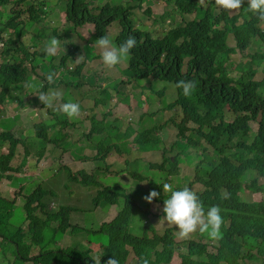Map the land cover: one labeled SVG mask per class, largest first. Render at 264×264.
Segmentation results:
<instances>
[{
    "label": "trees",
    "instance_id": "trees-1",
    "mask_svg": "<svg viewBox=\"0 0 264 264\" xmlns=\"http://www.w3.org/2000/svg\"><path fill=\"white\" fill-rule=\"evenodd\" d=\"M11 1L16 6L24 4L25 8L11 9L9 15L6 13L5 20L0 19V22L3 21L0 32L11 28V32L16 33L15 39L18 41L28 30V22L20 19L21 14L24 13L22 11L28 12L31 20L35 22L48 16L41 6L45 4V0H0V4L6 2L10 4ZM92 2V0H64L66 21L71 24V28L76 32L77 27L91 23L94 26L95 36L99 38L102 35H108L107 27L113 21H117L120 26L114 40L117 45L124 42L129 35H134L137 39V46L131 50V58L127 62V69L132 78L139 80L150 77L154 80L162 79L173 82L177 95L168 106L175 107L182 113L181 121L184 129L180 125L177 126L178 138L185 139L187 149L189 143L194 149L211 147L215 150L213 160H208L205 164L199 163L194 168V181L197 179L202 184V189L195 192L205 210L213 205H218L222 210L221 216L224 223L220 228V236L217 238L218 242L214 250L208 251L207 245L211 246L210 237L198 231L197 241L194 238L189 240L185 246V252L178 254L179 264H247V260L257 261L258 264L264 263V197L255 200L249 196L253 193L264 195V50L257 48L252 54H245V59L240 60L236 65L239 73L235 76L229 73L230 66L233 64L231 56L235 52H243L259 43L264 44V21H260L255 14L249 12L246 3L241 9L229 12L219 8L215 0H203V2L173 0L182 18L180 23L169 27L162 35L154 36L148 31L134 28L133 12L129 5L110 6L109 3H104L102 6H97ZM188 14H192L191 18L186 17ZM51 25L52 34L60 36L55 25L49 23V26ZM33 26L32 24L31 27ZM66 34L67 31L64 32V35ZM48 38L50 39L49 36ZM15 39H9V37L5 41L2 39L5 47L0 50L4 53L0 61L1 104L7 100L10 90L18 88L28 75V68L23 62L25 59L16 52L24 50L25 56L33 62L30 58L31 53L26 51L24 45L13 47ZM230 41H234V45H231ZM8 55L10 60L4 61L3 59ZM66 56L62 55L56 65L41 66L46 74L57 70L55 72L56 82L44 85L42 87L44 92L63 76L64 69L59 70V68L65 65ZM84 65L82 62L73 71L66 70L72 74H80ZM258 72L262 73L261 78L254 77ZM180 79L196 81L197 87L193 95L185 97L182 89L175 87ZM22 94L12 95L23 103ZM165 107L167 106L164 105L163 108ZM159 108L157 106L156 110L151 113L147 110L142 113L141 117L154 115ZM38 117L39 115L32 118L37 121ZM90 119L91 126L88 132L83 131L86 138L106 130L103 129L104 117L99 118L92 114ZM76 120L80 126L83 125L84 119L81 116ZM139 121L142 120H137V123ZM250 121L257 123V129L253 134H251ZM167 122L165 121L164 125ZM187 123L190 125H186ZM36 124L40 125V122L37 121ZM159 127L160 125L155 129ZM150 129L153 128L149 127L142 133H137L133 140L128 141V144L124 141L120 147L127 145L129 149L135 148L134 141L136 144L144 145L145 140L141 137L150 133ZM124 133L128 140L132 131L124 129ZM111 136L107 133L96 144L97 149L94 154V150L91 149L93 155L85 154L87 159L100 161L106 167L102 168L101 164H98L91 174L80 169L72 174L73 178L79 175L83 177L80 179L83 185L94 184L98 183L97 174L111 173L115 170L114 161H109V157L112 153L117 155L121 149L117 147L118 142L108 140ZM201 140L204 141L203 144ZM5 141H8L10 147L7 153L0 154V178L7 176L8 180H11L8 174L10 170L15 168L18 171L28 161L25 157L17 164L14 163L15 167L9 165L15 145L25 144V139L16 137L12 130L3 129L0 131V145H3ZM50 142L54 146L58 145V142L53 140H46V145ZM178 143H174L173 146ZM46 145L42 147V145L36 144L35 146L34 144L29 147L24 146V149L31 156L36 154L39 160L44 156ZM173 146L169 148V151L174 149ZM167 150L168 148L165 147L162 151L163 160L161 162L151 164L157 172H166L161 180L156 177L151 178L152 182L157 184L155 191L160 193V196L154 200L159 201L161 208L163 200L170 196V193L163 191V184H169V177L178 173L177 165L181 161L180 157L175 154L167 156ZM123 162L126 167L130 164L126 159ZM197 172L202 175H198ZM128 174L133 178L139 177L141 180L144 178L137 171L131 170ZM243 184L247 193L241 191ZM40 186L30 193L24 204L26 218L30 219L28 226L16 228L14 238H10L8 232L11 229L9 228V220L12 217L10 208L14 199H7L0 194V243H4L5 240L11 242L13 246L10 254L11 264H24L25 262H31V264H94L95 259L89 256L90 249L78 246L63 248L57 245L58 241L51 242L49 237L41 235L42 226L50 219L57 221L58 225L54 232H60L58 238L68 228L74 229L68 222L67 216L72 208L64 206L58 213L47 212L48 205L41 201L42 195L46 192ZM181 188L177 186L173 187V190ZM97 192L96 198L102 203L119 207L110 222L101 223L99 228L93 231L102 248L101 264L112 256L119 260L120 264H129L126 262L129 252L136 254L137 264H140L142 257L147 258L149 264H171L174 236L169 234L168 229L161 232L156 229L159 220L152 214L160 213L158 206L156 212H152L149 206L145 209L138 206L130 195L122 194L123 200H120L119 193L109 192L102 186ZM225 192L229 194L228 199L221 198ZM29 203L33 208L29 206ZM94 206L96 207L97 203ZM34 208L44 211L45 220L39 219L33 213ZM62 216L63 219L58 221ZM77 228L78 230L84 229L79 226ZM28 234L30 235L29 241L25 239ZM204 240L207 241V245ZM35 245L39 247V251L37 254L30 255L29 251Z\"/></svg>",
    "mask_w": 264,
    "mask_h": 264
},
{
    "label": "rangeland",
    "instance_id": "rangeland-1",
    "mask_svg": "<svg viewBox=\"0 0 264 264\" xmlns=\"http://www.w3.org/2000/svg\"><path fill=\"white\" fill-rule=\"evenodd\" d=\"M92 1V3H95L97 6H102L104 3H109L110 6L116 4H122L124 6L129 5L133 12L132 19L134 28L148 31L154 36H158L159 34L162 35L169 27L179 24L182 19L173 0ZM0 5V19L2 20H5L4 18L7 16L6 13L8 15L11 14L9 12L11 9L25 8L24 4L16 6L12 1L10 4L6 2ZM41 6H43L48 17L43 18L39 22L32 21L28 12L25 10L22 11L24 13L21 14L20 19L28 22V30L23 33L18 41L15 39L17 37L16 33L11 32V28L4 29L0 32V37L4 39V41L8 37L9 39H15L13 47H21V45H24L26 51L29 54L31 53L30 58L33 60L32 62L25 56L24 50H18L16 52L17 55L25 59L23 62L28 68V75L26 80L23 81L18 88L14 90H12V88L10 90L7 100L2 104L0 103V131L3 129L12 130L16 137L25 139V144L15 145L14 154L10 158L9 165L15 167V164L25 157L26 160H28L21 166L20 170L17 171L15 168L10 170L8 174H10L9 178L11 180H9V182L5 180L0 181V194L7 199H14V203L10 208L12 217L9 220V228L11 227L8 231L10 234L9 237L14 238L16 236V234H14L16 228L21 226L26 228L28 226L30 219L26 218L24 204L26 200H28L30 193L41 184V189L46 192L42 195L41 201L48 205L47 212L53 214L58 213L61 211V207L70 206L72 209L71 212L67 214L68 222L74 229L68 228L64 234L58 238L60 232H54L55 227L58 225L57 221L50 219L42 226L41 235L49 237L51 242L58 241L57 245L63 248L69 246L86 247L90 249L89 256L94 259L101 256V244L96 240V233L93 231L98 229L101 223L110 222L119 210V207L116 205L105 202H103L105 204L103 205L102 201L96 198L97 191H99L102 186V188H105L109 192L119 193L121 195L120 200H123V195H130V197L136 201L137 205L143 209L149 206L152 212H156L158 206V211L160 210V213L157 215L152 214L159 220L156 229L159 232L168 229L169 234L174 236V249L171 263L179 264L180 258L178 254L185 252V246L189 240L194 238L195 241H197L198 231L192 234L188 239H180L178 237V230L163 219L164 214L159 201L153 199L152 203H147L142 199L150 190H155L157 187V184L152 182V177H156L158 180L165 177L166 172H157L156 169L152 168L151 164L163 160L162 151L167 147V156L175 154L179 156L181 160L177 165L178 173H174L169 177V184L174 188L187 185L190 189L196 191L202 189V184H200L197 179L194 181V168L199 163L205 164L208 160H213L215 150L211 147L194 149L189 143L187 149L185 147V139L178 138L176 134L178 130L177 126L180 125V127L184 129L183 122L181 121L182 113H180L179 109L168 106L170 102L174 101L177 95L174 90L173 82L162 79L154 80L150 77L139 80L132 78L127 69L128 60L114 68L106 67L101 59V49L94 43L98 38L95 36L93 24L86 23L79 26L76 28L75 32V30L71 28V24L66 21L64 0H45V4L43 3ZM191 15L192 14H188L186 17L191 18ZM2 22H0V28L2 27ZM49 23L55 25L54 27L60 36H54V34H52V25L49 26ZM32 24L34 25L33 27H31ZM119 30V23L113 21L107 27L106 32L110 38L115 40V36ZM65 31H67L66 35H64ZM48 36L50 38L56 37L59 40V48L56 54L52 56H48L45 53V46L50 40ZM2 39H0V45L3 46L0 47V50L5 47ZM230 44L234 45V41H230ZM257 48L264 50V44L259 43L257 45H252L243 52H235L231 56L233 64L230 66V75H237L239 73L236 68L238 62L245 59V54H252ZM3 55L4 53L0 52V61ZM62 55H67L65 58V65L61 67V70L64 69L63 76L58 78L57 83L49 87L45 92L58 90L63 96L61 102H78L81 106V113L79 116L84 118L82 125L83 129L79 125L77 129H81L80 131L69 132V139L71 141L67 143V147L64 149L61 147L57 150H52V145L48 144L43 158L37 160L38 156L36 154L32 156L28 154L24 146L29 147V145L34 144L35 146L36 144L38 146L42 145V147L45 146L46 140H50L57 135L60 136L59 130H64L63 128L69 126L72 121V119H68L67 116H60L58 113L51 114V117L47 116V109L49 107L45 105L44 108H40L41 105H35L33 103L27 106V99H31L34 94H39L40 91H43L42 87L44 85H49L46 81V71L43 67L41 69V66L58 64ZM7 59L10 60L9 55L3 60L5 61ZM82 62H84L85 66L80 74H72L69 72L73 71L74 68ZM34 66L36 67L35 71ZM56 71H54V73ZM59 72L62 73V71ZM261 77V72L255 75V78ZM122 79L124 80L121 81ZM55 82L56 79L54 78V83ZM26 85L31 86L29 87ZM21 93H23V103L16 100L12 95ZM112 102L116 104L113 105ZM59 103L60 102L54 106L59 107ZM119 103L124 104V106H121V104L119 105ZM112 105L113 109L111 107ZM164 105L167 106L165 109L163 108ZM157 106L160 108L156 114L151 116L145 115L144 118L141 117L142 112L148 110L147 112L151 113L156 110ZM32 108L34 110L31 111ZM36 108L40 109L37 111ZM108 110L110 112H108ZM50 111L52 112V110ZM36 112V116L39 115L37 121H41L40 125H35V119L32 118L35 116ZM92 114H94L95 117H104L103 129H106L104 131L112 135L108 140L111 139V141L118 142L116 143L118 144L117 147L122 146L124 141L128 144V141L133 140V137H136L137 133H142L146 128L150 127L153 129H150V133L141 137L142 140H145L144 145L141 143L136 144L134 141L133 146L135 148L129 149L126 145V147H120L121 150L117 155L112 153L109 157V161H114L115 170L111 173L105 172L97 174V185L96 183L83 185L80 182V179L83 177L78 175L76 178H73L72 174L80 169L91 174L94 172L96 165L101 164L100 161L78 157L84 156L85 154L93 155L96 151L94 150L92 154V150L80 149V147H82V142L84 145H87L90 144V141L98 142L100 138L104 137V132L96 134L92 138H86L85 133L83 134V131L86 130L87 132L91 126L90 116ZM137 120L142 121L137 123ZM165 121L168 122L164 125ZM175 122H177V125H175ZM74 123L80 124L77 120H75ZM51 124H54L56 129H50ZM158 125H160L159 129H155ZM186 125L190 124L187 123ZM250 127L251 134H253L257 129V123L250 121ZM70 129H74V127H70ZM124 129H130V131H132L128 140L126 139ZM186 133H188V131ZM44 136L46 138H44ZM174 143L178 144L173 146ZM201 143L203 144L204 141L201 140ZM172 146L174 149L169 151V148ZM9 147L8 141H5L3 145H0V154L7 153ZM185 149L187 150L185 151ZM31 153H33V151ZM111 156H114L116 159ZM125 159L130 162L127 167L123 162ZM133 161H136V163H133ZM166 166H168L167 163ZM101 167L105 168L106 165L101 164ZM131 170L137 171L140 175H143L144 178L141 180L139 177L133 178L129 176L128 171ZM53 171L55 172L54 174ZM148 172L154 174H149ZM156 173L157 175H155ZM197 173L200 176L202 175L199 172ZM145 181H147V183H144ZM244 184L241 191H243L242 193H247ZM6 186L13 187L12 189H7ZM249 196L251 199L255 200L264 197L261 193H253V195L250 194ZM95 203H97L96 207L94 206ZM29 206L33 208L30 203ZM33 213L41 220H45L46 218V214L40 208H34ZM62 219L63 216L58 219V221ZM73 225L76 226L74 227ZM77 226L84 229L78 230L79 228H77ZM25 239L29 241L30 235L28 234ZM217 242V239H213L210 242L211 246H207V250H214ZM12 249L13 246L11 242L5 240L4 243H0V264H11L12 257L10 254ZM38 251L39 247L35 245L32 246L29 253L30 255H34L37 254ZM137 260L136 254L132 252H129L126 256V262L129 264H137ZM246 263L258 264L257 261L253 260H247ZM24 264H31V262H25Z\"/></svg>",
    "mask_w": 264,
    "mask_h": 264
},
{
    "label": "clouds",
    "instance_id": "clouds-1",
    "mask_svg": "<svg viewBox=\"0 0 264 264\" xmlns=\"http://www.w3.org/2000/svg\"><path fill=\"white\" fill-rule=\"evenodd\" d=\"M201 2H203V0H201ZM245 3L249 12L255 14L260 21H264V0H215V4L219 8L229 12L241 9L245 5ZM94 43L99 49H101V59L103 64L108 68H114L115 66L131 58V50L137 46V39L134 35H129L124 42L117 45L114 40L108 35H102L98 39H96ZM2 46L3 45H0V47ZM58 48L59 40L56 37H51L48 44L45 46V53L48 56L55 55ZM84 66L81 68V71ZM61 69L62 68H60L59 70ZM55 76L56 74L54 72L48 73L46 76L47 82L49 84L54 83ZM26 86L30 87L31 85ZM175 87L178 89H182L183 95L185 97H190L191 95H193L197 87V83L194 80L180 79L176 82ZM62 100V93L58 90H53L47 93L44 91H40L39 94L33 95L31 99H27V106L30 103H33L35 105H41L40 108H44L45 105L49 107L47 109V116L49 117H51V114L56 113H58L60 116H67L70 119L79 117L81 113L80 104L78 102L72 101L61 102ZM58 102H60L59 107L54 106ZM33 108L31 109V111L34 110ZM40 108H36L37 111ZM50 110H52V112ZM36 115L37 112L35 113V116ZM74 121L75 120H73V123H70L69 126L63 129L65 131L73 130L69 128L72 127L73 124H75ZM36 122L37 121H35V125H37ZM39 122L41 124V121ZM81 128L83 129L82 126ZM50 129H56L55 125L51 124ZM63 136H60L57 139L52 138L50 140L62 141ZM62 147L65 148V146L63 145ZM5 177L7 176L0 178V181L5 180L6 182H9L8 178ZM144 183H147V181H145ZM163 191L170 193V196L167 199L163 200V219L178 230V237L180 239H188L197 231H199V233L201 234H207V236L210 237L209 244L213 239L219 238L220 228L224 221L221 216L222 210L218 205L210 206L209 208H207V210H205V207L197 193L190 189L187 185L179 190H173L171 184L164 183ZM159 196L160 193L153 190L150 191L146 196L142 197V199L147 203H152L153 199L158 198ZM221 198L228 199L229 194L225 192L222 194ZM204 242L207 245V241L204 240ZM100 257L101 256H98L95 258V260H93L94 264H101ZM104 264H120V262L112 256L108 260H106ZM140 264H149V260L142 257Z\"/></svg>",
    "mask_w": 264,
    "mask_h": 264
},
{
    "label": "crops",
    "instance_id": "crops-1",
    "mask_svg": "<svg viewBox=\"0 0 264 264\" xmlns=\"http://www.w3.org/2000/svg\"><path fill=\"white\" fill-rule=\"evenodd\" d=\"M118 97H120V96H118ZM118 97H117V99H118ZM112 104L113 105H115L114 104V102H112ZM121 104V106H124V104H122V103H119V105ZM113 105L111 106L112 107V109H113ZM116 107V106H115ZM73 120H76V118L75 119H73ZM78 126H79V124H73L72 125V127H74V129L73 130H69V131H65V130H59V134H60V136H62V134L64 135L63 136V138H62V141H57L58 142V145L57 146H54V144L53 143H48V144H51L52 145V149L53 150H55V149H58V148H61L62 147V145H66L67 143H69V141H71L69 138H70V136H69V132H75V131H80L81 129H77L78 128ZM70 129V128H69ZM89 130V129H88ZM64 132V133H63ZM88 132V131H87ZM102 132H104V137L107 135V132H105V131H102ZM101 132V133H102ZM85 133H86V130H85ZM101 133H94L93 135H91V138L94 136V135H96V134H101ZM58 137H60L59 135H57ZM53 137V139H57L58 137ZM104 137H102V138H100V141L104 138ZM111 138V137H110ZM111 140V139H110ZM100 141H98V142H100ZM98 142H93V141H90V144H87V145H84L83 144V142H82V147H80V149H82V150H88V149H92V150H96L97 148H96V144L98 143ZM112 142H117V141H112ZM68 145H71V144H68ZM80 145V146H81ZM67 147V145L65 146V148ZM47 148V147H46ZM64 149V148H63ZM85 156V155H84ZM84 156H78L79 158H82V159H87L86 158V156H85V158H84ZM12 187L13 186H6V188L7 189H12Z\"/></svg>",
    "mask_w": 264,
    "mask_h": 264
}]
</instances>
